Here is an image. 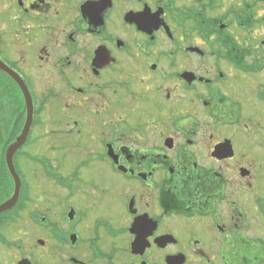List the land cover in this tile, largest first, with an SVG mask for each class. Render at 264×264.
I'll use <instances>...</instances> for the list:
<instances>
[{
    "label": "flooded vegetation",
    "instance_id": "flooded-vegetation-1",
    "mask_svg": "<svg viewBox=\"0 0 264 264\" xmlns=\"http://www.w3.org/2000/svg\"><path fill=\"white\" fill-rule=\"evenodd\" d=\"M3 2L0 264H264V0Z\"/></svg>",
    "mask_w": 264,
    "mask_h": 264
},
{
    "label": "water",
    "instance_id": "water-1",
    "mask_svg": "<svg viewBox=\"0 0 264 264\" xmlns=\"http://www.w3.org/2000/svg\"><path fill=\"white\" fill-rule=\"evenodd\" d=\"M1 68H3L7 73L10 74V72L5 68V67H2L0 65ZM22 88V87H21ZM24 89V92H25V101H26V108L28 109L27 111L30 112L31 110V101L29 99V96L27 94V91L26 89L23 87ZM29 114V113H28ZM27 133V125L25 126L24 130H23V133L21 134V136L19 138H17L16 142L14 145H12L11 147L8 148L7 150V153H6V164H7V167H8V170L9 172H11L13 174V179L15 181V196L17 195V190H18V177L16 176V174L14 173L13 171V167H12V163H11V158H12V155L13 153L20 147L22 141H23V138L25 137ZM12 202V201H11ZM8 202L7 204L3 205L2 207H0V212H3L7 209H9L11 207V205L13 204V202Z\"/></svg>",
    "mask_w": 264,
    "mask_h": 264
},
{
    "label": "rangeland",
    "instance_id": "rangeland-1",
    "mask_svg": "<svg viewBox=\"0 0 264 264\" xmlns=\"http://www.w3.org/2000/svg\"><path fill=\"white\" fill-rule=\"evenodd\" d=\"M7 6V4H5L4 2H3V0H0V12H1V10H2V8H5ZM13 16H14V13H13ZM29 238V237H28ZM32 238H29V240H31ZM5 255H6V253H4ZM2 255H0V257H1ZM10 261V260H9ZM11 262H9V264H10Z\"/></svg>",
    "mask_w": 264,
    "mask_h": 264
}]
</instances>
